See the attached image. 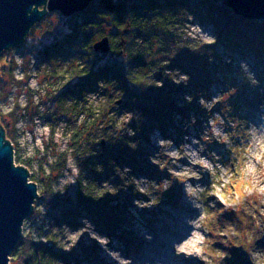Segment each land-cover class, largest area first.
Returning <instances> with one entry per match:
<instances>
[{
  "label": "clouds",
  "instance_id": "9594fccd",
  "mask_svg": "<svg viewBox=\"0 0 264 264\" xmlns=\"http://www.w3.org/2000/svg\"><path fill=\"white\" fill-rule=\"evenodd\" d=\"M50 4L51 0H44L40 5H31L28 16H31L32 12L48 13V15L29 27L25 37L24 55H20L15 47L0 54V130H3L0 132L2 135L0 145L6 146L5 151L10 147L12 167L17 170L23 169L28 173L26 185L35 186L36 197L43 198L45 201V203L33 201L31 217L22 219L19 232L23 242L41 243L48 234V227L53 226L62 244V247H57L58 249L71 252L86 233L90 240L95 241L103 252L115 261V264H133L132 258H126L120 251L110 247L112 239L97 232L95 225L86 217L81 218L83 227L75 230L68 224L56 226L47 222L45 219L48 213L47 202L57 194L64 195L70 186L78 183L82 193L96 202L106 195L115 197L122 190L127 191L131 187L134 197L139 195L147 198L146 200L134 199V207L141 210L151 209L159 206L164 194L175 183H179L183 188L184 199L198 215L186 219L189 231L183 238L173 242L172 247L177 258L193 259L199 264H229L234 260L233 249H236L247 256L249 264H264V245L260 243L264 241V102L259 104V109L262 111L259 114L260 123L257 124L231 115L234 109L229 101L236 95L237 87L225 85L226 91L211 98H208L205 92H197L196 97L185 94L184 101L188 104L193 103L198 97V104L205 110L207 120L203 123L198 136L184 135L183 142L178 146L173 139L156 135L158 151L149 155L148 160L161 172L166 171V177L161 178L159 182L147 177L138 178L131 175V167L121 168L114 160H109L113 175L99 183L90 180L87 178V168H91L100 175H103L105 171L101 163L90 164L87 168L83 164L85 159L95 158L103 152V149L99 147L101 142L98 140L94 144L78 145L74 143L75 130L66 120L57 119L53 124L46 119L57 113L58 105L50 97L57 95L56 89L59 86L54 87L51 82L44 79V73L36 69L35 52L27 51L28 48L34 49V46L38 44L39 35L43 34L38 29H41L43 24L49 25L48 33H51L60 21V13L52 11ZM145 11L148 10L145 9ZM160 11V9L153 10V12ZM164 12L167 14L170 11ZM101 13H97V17ZM133 14L129 12L127 16ZM175 16L181 20L183 27L179 30V40L170 49V59L165 61L167 67L162 77L177 86L187 87L191 79L190 75L183 73L179 68H171L172 60L182 50L188 49L200 56L206 55L208 63L212 64L215 62L213 46L218 43V37L205 31L186 8H179ZM87 25H81L82 32L87 33L85 31ZM86 44L81 42L79 45H74L73 50L82 51ZM189 45L193 47L190 48ZM94 58L93 48L90 59L84 61L87 75L82 79L90 76L93 67L90 61ZM122 59L125 78L131 85L139 87L141 91L164 86L163 79L149 78L143 83H133L130 77L131 69L134 67L124 53H122ZM225 62L230 64L232 60L226 58ZM239 68L241 84L247 83L253 89L260 86V81L247 61H240ZM7 69H11L10 76L6 75ZM79 80L81 79H74L71 82L65 80L64 83L67 85L65 92L75 95L70 89L74 88ZM105 83L113 84V92L119 97V102L123 100L126 92L119 87V80L100 79L96 81L95 91L80 90V93L87 94L83 100L89 107L99 109L102 102L99 92ZM261 92H264V89H261ZM119 102L114 105L115 111L111 113L113 124L110 129L111 137L105 142L109 146L122 143L136 151L140 141L133 138L141 130L143 114L127 109L121 112ZM217 105H220L219 110L214 111ZM68 115L75 119L74 115ZM97 115H99L98 111ZM83 121L84 116H80L77 125ZM133 122L135 128L131 126ZM196 124L195 115L185 119L183 123L185 133ZM9 132L13 135L10 136ZM49 145H55V147H48ZM85 147H90L92 151L83 156L78 155V152L83 151ZM217 148L222 151H218ZM17 160H22L24 163L17 164ZM41 160L45 161L43 165L40 163ZM61 163L62 172L56 173L55 168ZM41 168L45 175L55 176V180L50 188L44 191V195L38 194L37 186L30 178V173L40 175ZM205 175L210 178L209 184L202 182ZM115 177H119L121 183L113 184L111 181ZM89 181L99 185L98 196L90 197L82 190ZM222 212L234 214L233 219L221 220ZM37 214L45 222L42 227L38 226ZM209 232L215 235L209 236ZM143 236L147 241L153 239L152 235L146 231ZM215 243L223 244L226 251L213 255L210 250ZM10 255L11 253L7 255V258ZM7 264H12L11 259H7ZM57 264L61 262L57 260Z\"/></svg>",
  "mask_w": 264,
  "mask_h": 264
},
{
  "label": "trees",
  "instance_id": "16d2710c",
  "mask_svg": "<svg viewBox=\"0 0 264 264\" xmlns=\"http://www.w3.org/2000/svg\"><path fill=\"white\" fill-rule=\"evenodd\" d=\"M181 7L188 9L201 23L212 28L218 37V43L213 46L214 63L209 64L206 55L200 56L188 49L182 50L172 60L171 68H179L183 73L190 75L191 79L187 87L177 86L167 78L162 77L163 71L167 67L165 61L170 59V49L179 40V30L183 26L181 20L175 16ZM145 9L148 11L146 12ZM154 9L161 11L153 12ZM164 11L172 13L165 14ZM99 12L102 13L97 17ZM129 12L134 14L127 16ZM149 13L152 14L149 15ZM60 18L65 24V31L56 35L53 41L41 45L38 56L48 60L54 66L53 74L57 75L56 77L61 81L81 80L77 82L74 88L70 89L75 95L67 94L65 92L67 85L62 82V89L55 96L59 100L58 109L60 112L54 113L49 118L53 120L57 118L59 113H64V115H59L62 117H68V114L78 116L86 113L83 123L72 127L75 130L74 143L84 145L90 144V140L94 143L99 140L101 142L99 147L103 149V152L95 159H99V163L104 165V173L107 176L113 175L108 161L114 160L121 168L131 167V174L133 175H145L159 180L164 178L163 175L167 176L166 171L162 174L156 166L149 164L150 162L147 160L148 150L143 149L141 143L143 141L150 142V132L155 126L164 135H167L169 129L172 128L182 132V129L176 125V117L180 116L184 121L188 118L190 111H193L197 118L196 125L202 116H207L205 110L196 103L197 98L191 104L185 102V105H180L178 95L187 92L188 95L196 97L197 92H205L208 96L211 85L220 81L218 72L224 75V91L227 90L225 83L232 87L235 85L238 89L241 86L242 91L249 86L247 83H235L237 78L235 74H241L239 68L236 67L238 62L235 58L228 65L222 62L221 55L217 52L218 46H221L225 54L230 57H233L236 50L245 55L251 51L264 65V20H247L235 15L227 6L226 0H95L84 11L68 17L60 13ZM86 24H88L85 28L87 33H84L81 31V25ZM104 37L109 38L110 51L113 53L109 51L104 54L95 49V43ZM81 42L87 43L83 50L74 51L73 46L79 45ZM189 47L193 46L189 45ZM18 48L25 51L26 41L16 47V49ZM93 48L95 58L90 61L93 65L92 72L90 76L82 79L87 75L84 61L90 59ZM122 53L129 58L131 66L134 67L131 69L132 76L130 77L133 83H143L149 78L163 79L164 86L141 91L139 87L131 85L125 78ZM51 58L53 59L50 60ZM102 58L106 60L102 61ZM8 71L10 69L6 70V72ZM260 74L264 76V73L261 72ZM100 79L119 80V87L126 92L123 100L119 102V97L115 98L113 84L105 83L100 89L99 95H109V100L102 102L98 110L87 106V102L83 100L87 94L80 93V90L95 91L96 81ZM113 96L114 98H112ZM235 96L240 98L241 94L234 95L230 99L229 103L233 105V109ZM133 97H135V102H133ZM69 101L72 102L69 103ZM118 102L120 110L123 108L137 109L147 118L146 122H142L141 130L137 136L133 138L140 141L136 151L122 143L109 146L105 142L111 137L108 128L113 126L111 113L115 111L114 105ZM219 107L220 105H217L214 110H219ZM97 111L99 115H97ZM231 115L246 119L241 113L232 112ZM103 122H106V125L101 129ZM131 126L135 128V123L133 122ZM9 135L12 136V132H9ZM172 139L176 140L173 136ZM48 147L53 148L54 146L49 145ZM91 151L90 147H85L83 151L78 152V155L81 152L90 153ZM61 160H63L62 157ZM90 160L86 161V167L91 164ZM62 167V163L57 164L55 172L61 171ZM88 169L91 170V173H96L91 168ZM119 183H121L119 177H115L114 184ZM50 186H46L45 190L49 189ZM128 189L132 191L131 187ZM82 190L90 197L98 196L100 193V187L92 181H89ZM123 192L122 190L115 197L106 195L99 202H96L86 197L78 185L75 201L57 194L47 202L48 211L58 223L67 222L73 225L77 223L80 214H84L100 232L113 233L117 237L125 239L128 232L121 227L125 216L120 212L118 205H113ZM43 202L45 203L44 199ZM222 215L221 220H223ZM233 215L231 214L227 220H232ZM209 234L210 236L215 235L213 232H209ZM214 247L220 248L221 244H213V255L217 253ZM13 251L10 259L12 262L17 261L16 264H56L55 262L59 259L67 263L70 259L51 241L30 244L24 243L21 237ZM233 256V261L236 264H249L247 256L242 251L233 249Z\"/></svg>",
  "mask_w": 264,
  "mask_h": 264
},
{
  "label": "rangeland",
  "instance_id": "374dc122",
  "mask_svg": "<svg viewBox=\"0 0 264 264\" xmlns=\"http://www.w3.org/2000/svg\"><path fill=\"white\" fill-rule=\"evenodd\" d=\"M195 21L198 22L205 31H208L211 34L215 35L214 31H212V28H210L206 24L201 23L197 18H195ZM48 30H49V25L43 24L42 28L38 29V31L43 32V34L39 35L40 40L38 44L34 46V49L30 48V50H27V51L29 53L33 51L35 52V59L37 61V64H36L37 71L43 72L44 79L46 81L51 82L54 87L58 85L59 87H57L56 90H57V93H59L62 89L61 84L64 81H61L59 78L56 77L57 75L53 74L54 71L52 69L54 66H52V64L48 60L40 58L38 56V51L41 45H43L44 43H49L53 41L56 38V35H60L61 31H65V24L63 23V20L60 18V21L55 27L54 31L51 33H48ZM17 50L20 55H24L25 51H23L22 48H18ZM217 52L221 55L222 62H224L227 65L229 63L225 62L226 58H231V60L235 58L238 62L236 66L238 68H239L240 61L242 60L247 61L249 63L251 70L256 74V78L260 81V86L256 89H253L248 86L243 91L241 90L242 88L240 86L239 87L240 89L238 90H241V91L239 92L237 91L236 95L241 94V96L240 98L235 96L234 98L235 107H234L233 112L244 114V117H246L248 121L259 124L260 123L259 114L262 111L261 109H259V104L264 102V92H261V89H264V76H261L260 73L261 72L264 73V65L258 61L255 54L251 51L245 55V54H241L239 51L236 50L234 52L233 57H230L229 55H226L223 53V49L221 46H218ZM104 60L106 59L102 58V61ZM225 67H228V66H225ZM6 75L8 76L11 75V69L10 71L6 72ZM235 75H237V78L235 79V83L238 84L241 81V74L236 73ZM225 85H228V84L225 83ZM234 87H237V86L234 85ZM220 92H223L222 87H219L217 83H214V85L212 84L209 89L208 98H211L212 96ZM185 94H188V93L186 92V93L181 94L180 96L178 95V99H179L178 101L180 105H185V101H184ZM100 97H101L102 102H104L105 100H109V95H102V96L100 95ZM112 98H114V96ZM115 98H118V96L116 95ZM50 99L56 102L58 105L59 100L56 97H50ZM196 103L198 104V97L196 99ZM125 109L130 110V111L139 112V110L137 109H129V108H123L121 109V112ZM57 112H60L58 108H57ZM72 115L75 116V114H72ZM190 115H194V112L190 111L188 114V117ZM80 116H84V119H85L86 113H82L81 115L75 116V119H72L71 116L62 117L59 115L56 116L57 118H54L53 120L49 118L50 116L46 117V119L52 122L53 124L56 123L57 119H64L66 120L67 123H69L71 127L74 128L75 126H77V121L79 120ZM146 120L147 118L143 116V121L146 122ZM206 120H207V116L206 117L202 116L201 119L198 120L199 121L198 125H195L193 128L189 129L187 133H185L183 129L184 121L180 116L176 117L175 122H176V125L182 129V132H178L177 130L172 128V129H169V132L167 133V135H164L163 132L158 127L155 126L150 132V142L143 141L141 143L142 148L148 150L147 151L148 156L158 151V148L156 145V139H155L157 134H159L162 138L172 139V136H173V138L176 139L174 141L176 142L178 146L180 143L183 142L184 135L198 136L202 130V125ZM105 123L106 122L102 123L103 128L106 125ZM110 129L111 128H108L109 132L111 133ZM93 143L94 142L90 140V144H93ZM52 146L55 147V145H52ZM217 150L222 151V149H219V148H217ZM88 153L89 152L87 153L81 152V154L79 155L83 156ZM95 158L90 157V158L85 159V161L83 162L84 166L86 167V161L89 159H91L90 160L91 164L95 162L99 163V159H95ZM16 163L22 165L24 161L17 160ZM40 163L41 165H43L45 161L41 160ZM149 164L151 165V163ZM60 172H62V170L57 171L56 173H60ZM87 172H88L87 178L90 180L96 181L98 183L104 180H108L109 177L111 176V175L107 176L105 173H103V175H98L97 173L95 174L91 173V170H89L88 168H87ZM135 176H137L138 178L147 177L145 175H135ZM163 177H166V176L163 175ZM30 178L37 184L40 195H43L45 187L48 185H51L52 182L55 180V176L45 175L43 172V168H41V173L38 176L32 175L30 173ZM147 178L155 179V178H150V177H147ZM155 180H157V182L159 181V179H155ZM114 181H115V178L112 179L111 182L114 184ZM202 182L204 184L210 183V179L207 177V175H205ZM93 183L99 187L98 184H96L95 182ZM78 185L79 184L77 183L76 185L70 186L64 195H60V194L59 195L61 197H69L71 200L75 201L77 197ZM130 192L132 191L128 189L127 191H124L123 193H121L119 195V199L115 201L113 204V205H118L120 208V212L125 216L123 225L121 227L122 229L124 228L126 232H128L126 233V235L124 234L126 238L125 239L119 238L113 233L107 234V233L100 232L99 230H97L96 226H95V230L99 232L101 235L109 236L112 239V244L110 245V247H112L114 250L120 251L124 257L132 258L133 264H175L174 262L176 261H172V258L176 257L174 254V249L172 247L173 244H171L169 241L168 242L166 241L167 239H171L174 242H176L184 237V236H180L174 231L175 228L177 229V223H178L176 216L181 215L180 217L184 219V222H186L187 218L192 217L194 215H198V213H195L194 210L191 208V206L184 199L182 185H180L179 183H175L173 187L168 192H166L168 194H164L161 204L151 209L141 210V209L135 208L133 205L134 199L146 200L147 198L142 197V196L134 197L132 194H130ZM37 203H44L43 198H40L37 201ZM222 214L221 215H222L223 220L225 219L227 220L231 216V213H227V212H222ZM83 217H87V216L84 214H80L77 223L74 225L69 224L67 222L58 223L52 217L51 213L48 211L45 219L47 222L53 223L56 226H59L61 224H68L73 230H75L77 228L83 227V225L81 224V218ZM36 220L39 221L38 226L42 227L45 224V222L41 220L39 214H37ZM145 231L152 235L153 239L151 241H147L144 239L143 233ZM41 234L43 235V233ZM47 241H51L56 247H62V244L59 240L58 235L54 231L53 226L48 227V234L44 237L43 242H47ZM261 245H264V242L261 241ZM222 246L224 247L223 249L221 248ZM221 247L220 248L214 247V248H216L217 252L226 251L225 246L223 244H221ZM210 251L213 254L214 252L213 245ZM63 253L67 255L68 257H70V259H68L67 263H64L61 259H59L58 261H60L61 264H115V261H113L110 257H108L95 241L90 240L86 233L81 238L76 248H74L71 252L63 251ZM16 263L17 261L15 260L12 262V264H16ZM55 263L57 264V262ZM193 264H199V262L196 260H193ZM229 264H236V263L234 261H231L229 262Z\"/></svg>",
  "mask_w": 264,
  "mask_h": 264
},
{
  "label": "water",
  "instance_id": "95a60500",
  "mask_svg": "<svg viewBox=\"0 0 264 264\" xmlns=\"http://www.w3.org/2000/svg\"><path fill=\"white\" fill-rule=\"evenodd\" d=\"M94 1L51 0L50 8L68 17L84 11ZM43 2L44 0H0V54L25 43L29 27L48 15L32 12L28 16L27 13L31 5ZM226 4L237 16L247 20H264V0H226ZM94 47L101 53H108L109 38H102ZM5 147L0 145V264H7V259H10L7 255L12 253L21 240L19 226L22 219L31 216V204L40 199L36 197L35 186L26 185L28 173L12 167L11 149L9 147L5 151ZM34 184L37 186L35 182Z\"/></svg>",
  "mask_w": 264,
  "mask_h": 264
},
{
  "label": "bare ground",
  "instance_id": "6f19581e",
  "mask_svg": "<svg viewBox=\"0 0 264 264\" xmlns=\"http://www.w3.org/2000/svg\"><path fill=\"white\" fill-rule=\"evenodd\" d=\"M181 216V215H180ZM179 215H177L176 216V219H177V229L175 228V232L177 233V234H179L180 236H185L186 234H187V232H188V227H187V224H186V222H184V219L183 218H181ZM180 232V233H179ZM170 242L171 244H173V240H171V239H167V241L166 242ZM168 244V243H167ZM172 261H176V262H174L175 264H193V259H189V260H184L183 259V257H179V258H177V257H173L172 258Z\"/></svg>",
  "mask_w": 264,
  "mask_h": 264
}]
</instances>
